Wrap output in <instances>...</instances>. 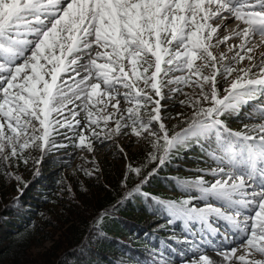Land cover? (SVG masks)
Returning a JSON list of instances; mask_svg holds the SVG:
<instances>
[{
  "label": "snow or ice",
  "instance_id": "1",
  "mask_svg": "<svg viewBox=\"0 0 264 264\" xmlns=\"http://www.w3.org/2000/svg\"><path fill=\"white\" fill-rule=\"evenodd\" d=\"M229 21L239 22L233 31H217ZM230 37L239 44H226ZM222 43L230 57L211 50ZM168 100L185 111L169 114ZM245 108L254 122L229 127ZM128 135L146 144V155L126 165L123 191L92 219L96 231L139 194L169 223L217 236L214 225L223 224L231 233L233 244L216 246L218 262L199 252L202 236L185 233L198 251L188 259L181 251V264H264V0H0V178L22 191L21 163L39 165L60 149L93 152V140ZM197 150L210 166L175 178L180 195L143 192L158 169ZM81 159L93 165L79 166L86 175L101 170L94 156ZM167 252L154 251L152 264H174Z\"/></svg>",
  "mask_w": 264,
  "mask_h": 264
},
{
  "label": "trees",
  "instance_id": "2",
  "mask_svg": "<svg viewBox=\"0 0 264 264\" xmlns=\"http://www.w3.org/2000/svg\"><path fill=\"white\" fill-rule=\"evenodd\" d=\"M127 137L135 140V148L133 152L127 151V162L124 158L123 161L135 167L143 162L146 144L137 142L131 135L119 138L123 140ZM47 154L39 165L29 161L27 166L21 163L16 169L27 182L19 184L22 191H18V182L14 179L0 178V223L12 228L11 231H4L1 236L0 264H96L95 261L97 264H145L137 260L139 253L161 250L158 245L138 234L146 227L149 228L152 222L150 210L157 207L150 198L143 195L128 198L113 215L105 217L99 231L91 225L93 217L108 204L114 203L123 191L119 186L123 173L119 172L120 164L115 162L121 161L118 152L111 158L97 159L101 170L95 175H86L79 167L82 165L91 169L92 163L81 162L69 163L71 172L57 177H54L50 169H57L58 164L46 161ZM32 155L36 156L37 153L33 151ZM183 155L171 162L180 161ZM122 170L125 171L124 166ZM168 170L169 164L158 169L157 175L151 178L143 192L162 195L158 190L172 184L171 180L167 181L164 177ZM38 182H43L45 186L34 190ZM131 182L130 176L129 186ZM69 186L74 191L73 195L63 197V193L69 191ZM28 201H31L30 204ZM22 203L28 207L31 205L30 209L20 210L17 205ZM90 208L93 209L91 213L88 212ZM166 228L167 225L163 223L154 231ZM51 231L54 235L58 232L60 234L56 237L51 235ZM150 239L160 240L154 236ZM168 240L164 237L165 247H170ZM45 242H50L47 249L43 247ZM126 242H130L133 247ZM34 249L43 251L35 254ZM175 250L178 253L182 251Z\"/></svg>",
  "mask_w": 264,
  "mask_h": 264
},
{
  "label": "rangeland",
  "instance_id": "3",
  "mask_svg": "<svg viewBox=\"0 0 264 264\" xmlns=\"http://www.w3.org/2000/svg\"><path fill=\"white\" fill-rule=\"evenodd\" d=\"M235 24L237 25V22L232 21L229 24L228 28H231ZM231 31L232 30H230V31L228 30L227 32L230 33ZM226 44H229V45H233V44L238 45L239 44V39L236 38V37L230 38L229 41L226 42ZM211 50L217 56H218L219 52H221V51H224L226 56H229L230 57L232 55V52L226 51L225 44H223V43L218 48L217 47H214ZM237 50L238 49H233V51H237ZM196 63H200V61H196ZM246 63H247L246 60L241 62V64H246ZM218 87L220 88V91L222 93L223 92V84H222L221 81H219V79H218ZM186 90L187 91H190L191 89L187 88V86H186ZM163 91L167 92V89H163ZM177 99H183V96H179V97H177ZM176 102H177L176 100H168L167 101V104L169 106L168 107V113L169 114H173L174 115L176 112L185 111V109L183 107H180V106L172 107V105L173 104H176ZM164 103H165V101L164 100H161V104L163 105ZM126 106L127 105L124 103V101L121 100L120 108L121 109H124ZM108 110L111 111V108L109 107ZM78 118L80 119L81 124H83L84 123V113L83 112L78 113ZM253 122L254 121H251V120H248V119L244 123H242V121H237L233 125H231V128L239 130L243 124H250V123H253ZM165 123L167 125H170L171 123H174V121H165ZM109 124H110V122H109ZM59 131L61 133H64L65 132V129L64 128H60ZM87 132H88V129L85 128V133H87ZM69 135H70V133H69ZM57 142L60 143L61 140L58 138L57 139ZM92 143H93V146H94V151L93 152H88L87 150L81 151L80 149L67 148V149H60V150H58L54 157L57 158L58 161L61 164H66V163L79 164L81 162H87V161L81 159L82 156L83 157H89V158H91V157L94 156L95 159L97 160V159H100V158H103V157L111 158V156L113 154H115L116 152H118L119 153V156L121 158V161L119 160V161H115V162H117V164H120L121 168H119V172L122 174L124 172L122 170V168H123V166H124V168L126 167L127 159H125L124 155L118 150L117 145H119V148H122L123 149V152L126 153V154H127V151L133 152L134 151V148H135L134 147L135 140L131 139V137H127V138H125L123 140H121L120 138H115L114 137L111 140H108V141L104 142L103 144L98 143L96 140H93ZM129 146H131V147H129ZM123 158L126 160L125 163L123 161ZM88 163L91 164V162H88ZM208 166H210V165H205L204 164L203 168L204 167H208ZM185 167H186V169H192V168L194 169V168H199L200 166L198 167L195 164L194 165H191L190 163H185ZM69 172H71V171H68L67 174ZM187 173H193V172H187ZM187 173H185L186 175L184 177H182V178H189V177H195L196 176V175H191V174H187ZM205 179H209V177L206 176ZM73 192L74 191H72V190H71V193L69 191H67V193H63V197H71V194L73 195ZM21 208H24L25 209L26 206L25 207H22L21 206ZM88 212L89 213L93 212V209L90 208L88 210ZM52 217H53V215H52ZM217 225L218 224H216L215 227H217ZM183 226L187 229V227H186L185 224H183ZM11 229L12 228L7 227L5 225V223H0V239H1V236L3 235V232L4 231L5 232H8V231H11ZM51 232H52L51 235H54L53 234V231H51ZM200 233H201V235L198 236V237H201L202 236L203 238L200 240V245L201 246H200L199 252H202L203 254L207 255L213 261L218 262L220 260V258H221L218 255L217 251H214L216 249V246L217 245L222 246L223 244H226V243L227 244H233V239H232V236L230 234L223 233V232H220L219 231V233H221L223 235L222 237L227 236V237H229V240H224L223 239V244H219V243L214 242L210 246V242H208L206 240V237L213 238V237H215V234L214 233L212 235L206 234L204 228L201 229ZM55 234L56 235H54V236L58 237L60 233L58 232V233H55ZM1 242L2 241L0 240V244H1ZM49 246H50V242H45V244L43 245V247L45 249H47ZM42 251H43L42 249H34L33 252L35 254L38 253V252H40V254H41ZM197 251L198 250H196V252ZM111 255L113 257H115L114 254H111ZM94 258L95 259H99L98 257H94ZM256 258H262V257H260L257 254ZM38 259H40V258H38ZM172 259L174 260V264H181V260L176 261L174 257ZM95 263L97 264V261H95Z\"/></svg>",
  "mask_w": 264,
  "mask_h": 264
},
{
  "label": "bare ground",
  "instance_id": "4",
  "mask_svg": "<svg viewBox=\"0 0 264 264\" xmlns=\"http://www.w3.org/2000/svg\"><path fill=\"white\" fill-rule=\"evenodd\" d=\"M67 107L70 108L71 105H68ZM64 115L67 116V112H65ZM242 252H243V249L237 247V255L241 254ZM220 259H222V258H220Z\"/></svg>",
  "mask_w": 264,
  "mask_h": 264
}]
</instances>
